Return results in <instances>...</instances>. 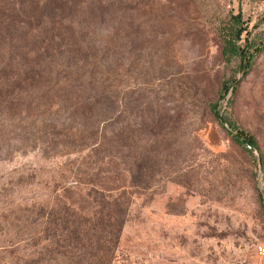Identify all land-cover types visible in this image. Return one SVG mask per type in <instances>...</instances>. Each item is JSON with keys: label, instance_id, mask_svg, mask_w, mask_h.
<instances>
[{"label": "rangeland", "instance_id": "rangeland-1", "mask_svg": "<svg viewBox=\"0 0 264 264\" xmlns=\"http://www.w3.org/2000/svg\"><path fill=\"white\" fill-rule=\"evenodd\" d=\"M121 1L116 16L92 26L96 74L110 92L108 120L98 123L104 149H88L91 128L71 143L48 139L47 124L66 114H50L56 106L0 105V264L36 248L38 205L88 213L100 193L125 202L111 264H264L256 248L264 242V49L243 75L241 60L220 52L236 12L239 42L264 46V0ZM6 27L11 36L26 30L10 19ZM6 57L0 48V64ZM230 82L235 91L218 95ZM210 102L258 149L232 141ZM134 150L144 156L139 170Z\"/></svg>", "mask_w": 264, "mask_h": 264}, {"label": "trees", "instance_id": "trees-1", "mask_svg": "<svg viewBox=\"0 0 264 264\" xmlns=\"http://www.w3.org/2000/svg\"><path fill=\"white\" fill-rule=\"evenodd\" d=\"M17 1H0V48L7 52L0 64V105L6 108L3 111L26 113L30 105L38 103L47 110L56 106L50 114H66L58 126L54 122L47 124L48 139L59 137L60 141L71 143L75 138L82 139L83 131L91 128L86 145L92 153L101 151L109 139H105L98 123L108 120L110 92L104 74H96L101 63L91 51L92 26L110 15L116 16L124 4L121 0ZM9 19L23 23L26 30L11 36L6 27ZM244 29L239 12L230 14L220 47L224 60L228 61L231 55L241 60L238 70L242 75L248 71L253 57L264 49L255 43L241 44ZM235 87L236 83H222L218 95L227 91L232 94ZM208 109L218 124L227 127L232 141L249 152L258 149L255 136L219 113L216 102H210ZM117 146H124L121 136ZM116 149L108 146L107 151L124 161L121 151L113 152ZM131 156L132 165L139 170L144 156L135 150ZM138 170L130 172L132 184ZM92 199L93 207L88 213L66 205H38L41 210L33 213L32 220L40 231L36 248L17 255L16 264H111L125 202L119 195L107 197L103 193Z\"/></svg>", "mask_w": 264, "mask_h": 264}, {"label": "built area", "instance_id": "built-area-1", "mask_svg": "<svg viewBox=\"0 0 264 264\" xmlns=\"http://www.w3.org/2000/svg\"><path fill=\"white\" fill-rule=\"evenodd\" d=\"M256 248H257V251L259 253H263L264 252V242L258 243L257 246H256Z\"/></svg>", "mask_w": 264, "mask_h": 264}]
</instances>
